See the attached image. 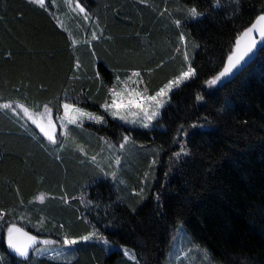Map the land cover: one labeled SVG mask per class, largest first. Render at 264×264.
<instances>
[{"label":"trees","instance_id":"1","mask_svg":"<svg viewBox=\"0 0 264 264\" xmlns=\"http://www.w3.org/2000/svg\"><path fill=\"white\" fill-rule=\"evenodd\" d=\"M78 1L87 19L69 0H0V105L60 116L70 103L104 118L52 143L0 107V264H165L179 226L219 264H264V41L234 74L206 83L264 0ZM188 64L196 73L172 92L155 121L163 129L101 107L117 76L138 72L154 95ZM12 224L72 259L19 258L3 237Z\"/></svg>","mask_w":264,"mask_h":264},{"label":"snow or ice","instance_id":"2","mask_svg":"<svg viewBox=\"0 0 264 264\" xmlns=\"http://www.w3.org/2000/svg\"><path fill=\"white\" fill-rule=\"evenodd\" d=\"M31 3L39 5L41 7L45 6V0H30ZM144 2V0H141ZM79 11L85 13V18L87 19V12L82 5H78ZM199 13L197 9L191 8L188 10L189 17H197ZM175 23L179 25L181 22L176 20ZM259 36L260 41H264V10L261 11L259 15L256 16L255 21L251 23L241 34H239L235 39V51H232L231 54H228L226 57V64L223 65V68L219 73L213 76L211 79L206 81L209 86L216 85L222 78H226L229 74H234L233 70L237 69L241 62L248 56L250 53H253V50L256 48L258 40L257 35ZM93 38L96 39L95 33H93ZM181 41H185V37L181 34ZM186 42V41H185ZM243 42V43H242ZM179 51V49H177ZM185 59H187V53L185 52ZM196 73V69L188 64L186 70H182L174 78L170 79L163 87L159 88L154 95H148L147 89L144 91H137L135 89H127V96L122 95L121 92H117L115 88L110 89L111 101H105L101 107L109 113L113 118L118 117L120 120L125 123L131 122L134 124H139L143 128H148L153 125V121L157 120L161 116V109L164 107L163 99L168 97L169 94L173 91L174 88H177L183 82L190 80ZM132 76H139L138 72H133ZM117 82H120L119 76H117ZM198 99H200L198 97ZM14 102L4 103L0 105L5 109H11L13 112L16 111L13 108ZM20 108L23 112L28 115V118L32 121L33 124H36L40 131L47 137L52 143H57L55 136L53 134L54 124L51 119H48L47 125L44 123L45 116L48 115L50 109L45 105V112L42 114H37L35 112H29V109L23 104L20 105ZM64 111V117L60 118L62 126H65L68 123L77 124L80 122L82 124L83 118H87L96 123L103 121V117L95 116L92 113L86 112L82 108L76 107L74 104L63 103L62 105ZM66 118V119H65ZM196 125H193L195 127ZM122 139L127 140V136H122ZM60 146H63L62 144ZM121 147L124 145L121 144ZM83 151V149H80ZM182 154L187 155L188 153L177 152L175 155L177 157ZM95 160V157L92 158ZM116 163L119 164L120 160L117 158ZM154 163V161H153ZM107 175V174H105ZM112 177L116 176V173L113 172ZM147 175V173H145ZM41 200L44 199L43 196L40 197ZM4 213L0 212V220L3 219ZM42 223V222H41ZM96 237L95 232H90L87 235L77 238H68L67 236L63 239L64 245H76L79 242H86L92 240ZM43 244L47 245L49 243H54L53 241L43 240ZM104 243H107L105 240ZM37 244V236L30 235L28 232L23 231V229L16 227L15 224L7 227V246L12 253L17 254L19 257L27 258L29 256V249L33 248ZM36 252L42 253L43 250L35 249ZM205 258H207V253H205Z\"/></svg>","mask_w":264,"mask_h":264},{"label":"rangeland","instance_id":"3","mask_svg":"<svg viewBox=\"0 0 264 264\" xmlns=\"http://www.w3.org/2000/svg\"><path fill=\"white\" fill-rule=\"evenodd\" d=\"M45 2H46V0H45ZM72 4H73V6L75 8H79L78 5H81L76 0H72ZM199 17H201V14L200 13H199V15L197 17H193V18L194 19H197ZM183 47H184V49L186 47V44H185L184 41H183ZM188 81L183 82L177 88H174L173 91H175L176 89H178L179 87H181L184 83H186ZM136 84H137V81L134 80V79L132 81L126 83L125 84L126 86L121 91L122 95H124V96H127L128 95V92L125 91V88H127L129 90L130 89H135L137 91H140L138 89V86ZM172 92L169 94L168 97H166V98L163 99L164 107L161 109V114H162V111L165 108V106L170 102V96H171ZM13 108L16 109L15 112L20 117H22L25 122H27L31 126H34L39 131V133H41L44 136V134L40 131L39 127L36 124H33L32 121L28 118V115H26L23 112V110L20 108V105L13 106ZM29 112L30 113L31 112H35L37 114H42V113L45 112V108L42 109V110H38V111L29 109ZM87 112H89V111H87ZM89 113H92L95 116H98V114H95L93 112H89ZM61 117H64V113L62 115H60V116H54L52 114V112L49 111L48 112V115L45 116V119H44V123L46 125H47L48 119H51L52 123L54 124L53 134L55 136L56 141H58L59 138L62 137L63 135L66 136V133L68 131V128H70L71 126H73V125H79V126L84 125V124H78V123H80V122H78L77 124L68 123L66 125V127L65 126H62V124L60 122V118ZM117 118L118 117H116V119ZM85 119H86V121L89 120L87 118H83V121ZM89 121H92V120H89ZM155 121H153V125L150 126V127H148V128H143L138 123L137 124H134V123H131V122L125 123L124 121H123V123L124 124H127V125L134 126V127H138V128H141V129H153L154 127H157V126L159 128H161V129H163V126L162 125H157L155 123ZM44 137L47 139L46 136H44ZM123 145H125V144H123ZM123 148H124V146L123 147L119 146V151L120 150H123ZM3 235H4L3 237H4V240H5V243L7 244V228H6L5 233ZM60 247L61 246H55V245H51V244L45 245L43 243H38V241H37V244L34 245L33 248H30L29 249V256L31 254H33L34 256H42V255H44V256L52 257V258L57 259V260H63V261L71 260L72 259L71 258L72 255L71 254H68L67 252H58V249ZM67 247H69V246L67 245ZM35 249H41L43 251H42V253H38V252H36ZM121 250L124 252V254L128 258H131V259L135 260V254L133 253L132 250H130L128 248H124V247L121 248ZM205 253H207V258H205ZM15 255H17V254H15ZM19 258H23V257H19ZM165 264H219V263H217L216 261H214V260L211 259L210 255H209V252L205 248H203L200 244H198L197 242H195L190 237V235L187 233V231L184 229L183 226H179V227H177L175 229V232L173 234V239H172L171 247H170V249L167 252Z\"/></svg>","mask_w":264,"mask_h":264},{"label":"crops","instance_id":"4","mask_svg":"<svg viewBox=\"0 0 264 264\" xmlns=\"http://www.w3.org/2000/svg\"><path fill=\"white\" fill-rule=\"evenodd\" d=\"M69 1H71V4H72V0H69ZM77 2H79L78 0H76ZM47 3H48V0H46V2H45V5H47ZM80 3V2H79ZM81 4V3H80ZM82 5V4H81ZM83 6V5H82ZM72 7H74L73 6V4H72ZM84 7V6H83ZM75 8V7H74ZM85 8V7H84ZM75 10L80 14V15H82L84 18H85V13H83V12H80L79 11V8H75ZM86 10V9H85ZM87 12V11H86ZM87 17H89V14H88V12H87ZM75 45H79L78 43H75ZM136 80L137 81V86H138V89L140 90V91H144V86H143V82L141 81V78H140V75L137 77V76H132V75H129V76H126V78H122L121 80H120V82L117 84L116 82L114 83V85H113V87L112 88H115V90L117 91V92H121L123 89H124V87L126 86L125 84L126 83H128V82H130V81H132V80ZM111 88V89H112ZM148 94V93H147ZM148 95H150V94H148ZM109 102L111 101V97H110V99L108 100ZM26 107V106H25ZM28 108V107H27ZM79 108V107H78ZM30 109V108H29ZM32 110V109H31ZM83 110H85V109H83ZM86 112H87V110H85ZM98 117H100V116H98ZM116 119V118H115ZM117 120H119V121H121V122H123L122 120H120V119H118L117 118ZM87 122H92V121H89V120H87L86 121V119L82 122V124H84V123H87ZM94 122V121H93ZM78 124H81V123H78ZM131 126V125H130ZM59 252V251H58Z\"/></svg>","mask_w":264,"mask_h":264},{"label":"water","instance_id":"5","mask_svg":"<svg viewBox=\"0 0 264 264\" xmlns=\"http://www.w3.org/2000/svg\"><path fill=\"white\" fill-rule=\"evenodd\" d=\"M257 35V38L259 37L258 36V34H256ZM243 43V42H242ZM256 51H257V46H256V48L253 50V53H250L248 56H246L245 57V59L242 61L243 62V64L247 61V60H250V59H252L253 57H254V55L256 54ZM235 70V69H234ZM229 76V75H228ZM227 76V77H228ZM225 78H222V80L221 81H223Z\"/></svg>","mask_w":264,"mask_h":264}]
</instances>
